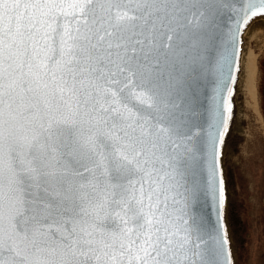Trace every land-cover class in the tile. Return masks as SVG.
Masks as SVG:
<instances>
[{
  "label": "snow or ice",
  "instance_id": "6c2138e0",
  "mask_svg": "<svg viewBox=\"0 0 264 264\" xmlns=\"http://www.w3.org/2000/svg\"><path fill=\"white\" fill-rule=\"evenodd\" d=\"M213 7L0 0V264L227 261L223 230L205 235L180 191L196 159L191 114L214 56ZM258 14L264 0H250L237 45Z\"/></svg>",
  "mask_w": 264,
  "mask_h": 264
},
{
  "label": "water",
  "instance_id": "95a60500",
  "mask_svg": "<svg viewBox=\"0 0 264 264\" xmlns=\"http://www.w3.org/2000/svg\"><path fill=\"white\" fill-rule=\"evenodd\" d=\"M249 5L250 0H214L213 24L209 33L214 56L209 58L205 55L206 68L196 86L194 111L191 114V121L196 129L194 137L196 159L185 173L184 184L189 191L180 189L188 198L186 210L199 219L205 235L211 233L215 236L219 230H223L227 240L225 247L229 256L226 261L224 255L220 254L217 257V264H239L230 217L232 189L227 161L231 154L230 142L234 133L240 130L246 120L238 123L236 119L239 112V99L236 102L235 95L244 46L249 40L252 41L249 39V26L255 20L264 19V14H258L249 19L237 37L239 40L237 45L233 40L237 20L249 8ZM230 62H236L239 71L229 73ZM229 75L235 77L234 83L229 82ZM225 84L232 88V111L224 116L226 130L220 126L222 105L224 100L228 99L227 93L223 91ZM219 133H222L221 142L217 144V152L213 159L212 141ZM213 166L216 169V176H213ZM221 190L222 204L219 203Z\"/></svg>",
  "mask_w": 264,
  "mask_h": 264
},
{
  "label": "rangeland",
  "instance_id": "374dc122",
  "mask_svg": "<svg viewBox=\"0 0 264 264\" xmlns=\"http://www.w3.org/2000/svg\"><path fill=\"white\" fill-rule=\"evenodd\" d=\"M264 56V47L259 56ZM259 58V57H258ZM259 65V60H258ZM260 77V75H259ZM258 77V85L260 79ZM258 96L259 88H258ZM263 120L241 119L227 161L232 189L230 217L239 264H264V112Z\"/></svg>",
  "mask_w": 264,
  "mask_h": 264
},
{
  "label": "bare ground",
  "instance_id": "6f19581e",
  "mask_svg": "<svg viewBox=\"0 0 264 264\" xmlns=\"http://www.w3.org/2000/svg\"><path fill=\"white\" fill-rule=\"evenodd\" d=\"M249 40L244 46L241 71L237 82L236 102L238 101V123L241 119L254 120L260 123L263 115L260 110L258 96L259 65L258 57L264 47V19L255 20L249 26Z\"/></svg>",
  "mask_w": 264,
  "mask_h": 264
},
{
  "label": "trees",
  "instance_id": "16d2710c",
  "mask_svg": "<svg viewBox=\"0 0 264 264\" xmlns=\"http://www.w3.org/2000/svg\"><path fill=\"white\" fill-rule=\"evenodd\" d=\"M259 79L260 83L258 85L259 88V95H260V100L259 104L260 107L262 106L263 112H264V56L262 55L261 57L259 56Z\"/></svg>",
  "mask_w": 264,
  "mask_h": 264
}]
</instances>
